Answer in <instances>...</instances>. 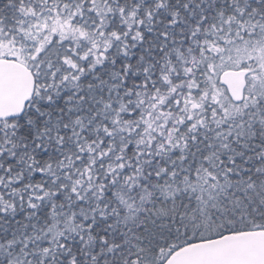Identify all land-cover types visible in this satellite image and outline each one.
Masks as SVG:
<instances>
[{
	"label": "snow or ice",
	"instance_id": "1",
	"mask_svg": "<svg viewBox=\"0 0 264 264\" xmlns=\"http://www.w3.org/2000/svg\"><path fill=\"white\" fill-rule=\"evenodd\" d=\"M0 264H264V0H0Z\"/></svg>",
	"mask_w": 264,
	"mask_h": 264
}]
</instances>
